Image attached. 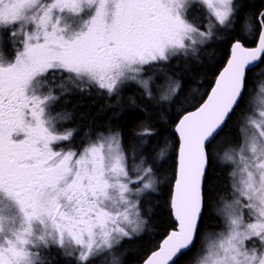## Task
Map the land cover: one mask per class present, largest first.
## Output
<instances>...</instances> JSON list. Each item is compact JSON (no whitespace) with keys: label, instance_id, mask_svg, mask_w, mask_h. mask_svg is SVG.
Here are the masks:
<instances>
[{"label":"snow or ice","instance_id":"6c2138e0","mask_svg":"<svg viewBox=\"0 0 264 264\" xmlns=\"http://www.w3.org/2000/svg\"><path fill=\"white\" fill-rule=\"evenodd\" d=\"M245 7L255 9L248 35L238 28ZM216 30L228 33L227 62L176 109L172 219L142 264H184L194 250L193 264H264V86L258 111L245 101L248 74L264 63V9L242 0H0V264H54V250L75 264L109 254L124 264L116 250L145 238L141 200L159 186L144 139L156 133L146 125L126 147L109 127L76 145L74 131L58 130L70 114L55 105L72 90L119 100L130 88L171 105L181 88L173 61L196 57ZM128 102L138 107L135 95ZM233 117L238 145L219 157ZM213 162L230 168L228 191L222 227L205 234Z\"/></svg>","mask_w":264,"mask_h":264},{"label":"trees","instance_id":"16d2710c","mask_svg":"<svg viewBox=\"0 0 264 264\" xmlns=\"http://www.w3.org/2000/svg\"><path fill=\"white\" fill-rule=\"evenodd\" d=\"M242 2L246 4L255 3L262 8L263 0H242ZM254 11L255 9L250 7H245L242 10L243 18L238 25L242 34L248 35L246 26L250 22V14ZM252 23L254 24V21ZM227 35L228 33L218 30L213 38L200 48L196 57L173 61L170 72L176 74L174 78L178 80L181 88L178 95L173 98L171 105L164 103L157 106L152 101L142 99L136 88L126 89L119 100L115 96L108 98L104 94H98L95 89H92L91 92L69 93L61 96L54 108L55 112H65L71 117L67 123L58 124V130L62 131L66 128L74 131L72 143L80 145L85 142V133L110 127L124 134L125 146L129 147L132 144L139 146L138 142L141 143V141L134 136V133L141 131L146 125L150 126L156 133L150 138H144L148 140L147 149L150 156L160 146L166 147L169 141L172 143L168 156L161 162L155 161L158 179L160 180L163 176L171 177L174 164L172 146L176 143V136L172 128L174 126L173 121L176 119V109L190 104L195 97L210 89L214 78L229 55V46L224 42ZM252 45L250 43L245 44V46ZM259 71H264V63L259 64L248 74L250 79L248 92L245 96L246 102H250L249 96L256 89ZM133 95L137 99L138 107L136 108H133L128 102V98ZM248 110L245 109V111ZM238 119V117H233L229 128H226L217 137L218 149L225 145H238L236 129ZM162 167H168V172H161ZM212 169H214V171L210 170L212 179L215 180L217 176L220 179L216 191L209 194L206 203L207 214L202 227V232L205 234L219 227V216L216 215L217 203L219 196L228 191L226 185L229 168H221L218 163L213 162ZM171 186V180L165 184H161L159 181L157 191L148 194L141 200L142 215L147 221L145 225L146 236L144 239L125 240L116 250L124 264H140L145 254L150 249L154 250L164 237L172 219L169 208ZM196 255L197 250H194L184 258V264H193ZM53 256L55 257L54 264H75L74 261L61 257L55 250ZM100 261L101 258L94 260L93 264H103Z\"/></svg>","mask_w":264,"mask_h":264},{"label":"rangeland","instance_id":"374dc122","mask_svg":"<svg viewBox=\"0 0 264 264\" xmlns=\"http://www.w3.org/2000/svg\"><path fill=\"white\" fill-rule=\"evenodd\" d=\"M196 15H198V16H201V17H203V16H205L206 14L203 12V13H196ZM198 23H200V22H203L205 25H207V23H208V21H207V19H203L202 21H200V20H198L197 21ZM202 30H206V28L205 29H202ZM216 31H218V30H216ZM215 31V32H216ZM209 42V41H208ZM207 43V42H206ZM199 51H200V49H199ZM198 51V52H199ZM174 78V77H173ZM175 80H177L176 78H174ZM178 81V80H177ZM158 83H163V81H158ZM262 86H264V71H259V73H258V78H257V85H256V89L250 94V96H249V99H250V108L252 109V110H259V108H260V103H259V101H260V96H261V88H262ZM70 93H74V94H77V93H80V91H76V90H72ZM154 103V102H153ZM155 104V103H154ZM58 113H65V112H59V111H57ZM67 121L68 120H65V121H63V122H61V123H67ZM61 123H59L60 125H61ZM113 131H116V129H112ZM143 130V129H142ZM141 130V131H142ZM68 131H71L70 129H66V128H64V130H62V131H60V132H68ZM96 131H98V130H96ZM96 131H93V133L94 132H96ZM84 143V142H83ZM171 142L169 141L168 142V144H167V146L166 147H162V146H160L156 151H154V153L152 154V156H156L157 157V159H156V162H161V161H163L167 156H168V152H169V150H171ZM138 145H140V142H138ZM237 145L236 144H232V145H225V146H222V147H220V149H217V152H218V156L219 157H223V155L225 154V152H227L230 148H234V147H236ZM164 151L165 152V155L163 156V157H160L159 156V153L161 152V151ZM229 168V167H228ZM229 170H230V168H229ZM229 170H227V171H229ZM161 172H168V167H166V168H164V167H162V170H161ZM160 182H161V184L162 183H168L169 181H170V176H163L160 180H159ZM148 194H150V193H148ZM148 194H145L144 196H143V198H145ZM142 198V199H143ZM217 209H216V213L218 212V210L220 209V208H222V204H221V202H220V200H218V203H217ZM142 218H143V215H142ZM219 218V222H220V224H219V227H217V229H213L212 231H209V232H215V231H218L221 227H222V221H221V219H220V217H218ZM144 219V218H143ZM145 220V219H144ZM146 221V220H145ZM147 222V221H146ZM147 224V223H146ZM145 224V225H146ZM145 227V226H144ZM207 234V233H206ZM196 257H197V255H196ZM195 257V258H196ZM101 258V263H103L104 264V262L105 261H108V264H110V261H111V254H109L108 256H101L100 257Z\"/></svg>","mask_w":264,"mask_h":264},{"label":"water","instance_id":"95a60500","mask_svg":"<svg viewBox=\"0 0 264 264\" xmlns=\"http://www.w3.org/2000/svg\"><path fill=\"white\" fill-rule=\"evenodd\" d=\"M253 46H255V45H253ZM253 46H251V47H253ZM247 47H249V46H247ZM226 62H227V60H226ZM226 62H225V64H226ZM225 64H224V66H225ZM224 66H223V67H224ZM223 67H222V69H223ZM222 69H221V70H222ZM253 69H254V68H253ZM221 70H220V71H221ZM218 74H219V72H218ZM218 74H217V75H218ZM214 80H215V79H214ZM213 83H214V82H213ZM209 90H210V89H209ZM171 194H172V188H171ZM170 200H171V195H170ZM169 206H170V203H169ZM170 212H171V209H170ZM162 239H163V238H162ZM162 239H161V240H162ZM161 240H160V241H161ZM140 264H142V262H141Z\"/></svg>","mask_w":264,"mask_h":264},{"label":"flooded vegetation","instance_id":"af4514ba","mask_svg":"<svg viewBox=\"0 0 264 264\" xmlns=\"http://www.w3.org/2000/svg\"><path fill=\"white\" fill-rule=\"evenodd\" d=\"M262 9H264V0H263V2H262Z\"/></svg>","mask_w":264,"mask_h":264}]
</instances>
